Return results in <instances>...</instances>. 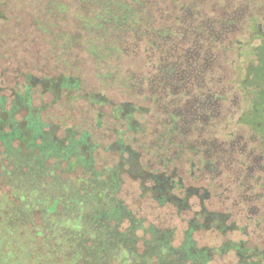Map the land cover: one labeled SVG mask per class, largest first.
I'll return each mask as SVG.
<instances>
[{
    "label": "trees",
    "instance_id": "obj_1",
    "mask_svg": "<svg viewBox=\"0 0 264 264\" xmlns=\"http://www.w3.org/2000/svg\"><path fill=\"white\" fill-rule=\"evenodd\" d=\"M5 4L0 0V21ZM222 4L31 0L25 18L40 35L34 32L30 42L42 44L43 36L52 57L53 44H61V62L56 58L35 67L18 57L11 82L0 79V206L21 208L19 201L25 199L35 210L44 202L55 206L46 196L38 197L51 196L58 187L43 192L30 184L44 185V164L52 159V168L57 164L72 173L69 179L79 191L71 194L82 195L90 205L83 217L86 225L74 224L75 231L84 226L98 232L81 238L92 247L83 250L85 260L210 264L215 256L232 253L237 264H257L264 248L250 243L246 227L226 203L237 198L235 186L243 189L247 205L250 186L264 191V31L258 30L255 15L223 16ZM237 25V59L224 65L218 43ZM74 49L78 61L69 60ZM224 71L231 81L223 82ZM35 86L43 91L33 97ZM44 94L49 102L41 99ZM37 99L41 104L34 107ZM74 99L91 109L96 127L106 114L112 120L104 151L87 132L65 128L59 137L53 120L43 118L45 107H67ZM243 129L257 141L260 171L238 143ZM99 150L110 153L106 161L97 156ZM126 182L135 185L137 200L149 202V213L121 196ZM35 232L29 258L34 250H43L47 255L34 259L50 264L47 248H63L52 239L41 244L39 238H44ZM207 232L221 242L202 243L198 235ZM233 233L244 238H226ZM77 261L74 257L67 264Z\"/></svg>",
    "mask_w": 264,
    "mask_h": 264
},
{
    "label": "rangeland",
    "instance_id": "obj_2",
    "mask_svg": "<svg viewBox=\"0 0 264 264\" xmlns=\"http://www.w3.org/2000/svg\"><path fill=\"white\" fill-rule=\"evenodd\" d=\"M6 4L5 8V19L0 21V79L4 81L11 82L13 77V68L16 67V60L18 57H22L28 65L47 66L52 64L53 60L56 58L61 62L59 57L61 51V44H53L54 56L47 51L50 44H43L44 37H40L42 44H32L31 38L34 37L33 33L40 35L36 30H33L30 25V18H25L27 13L30 14L28 7L31 0H3ZM225 15H236L240 18H245L246 16L255 15L257 18L258 30L264 31V0H223L222 8L220 9V14ZM245 24V23H243ZM240 26H235L234 30L226 31L227 34H223L220 43L223 46L224 51L221 53V61L224 65L227 62H231L237 59L236 51L233 49V43L238 36V29ZM235 31V32H234ZM243 38V37H242ZM241 38V39H242ZM258 42L254 41L252 45H257ZM75 46V45H74ZM60 48V51H59ZM21 50V51H20ZM74 53L70 56L71 61L79 60L78 54H76V49L73 50ZM53 59V60H52ZM264 62V56L262 57ZM43 65V66H42ZM264 67H262L263 69ZM224 71V76H221L223 82L231 81V76ZM42 88L40 86L32 87L31 95L33 97L41 93ZM41 99L45 102L50 101L49 94H44ZM40 100V99H39ZM33 102L34 107L39 106L41 103L39 101ZM43 118L53 120L55 123L54 127L56 133L59 137L64 134L65 128H72L75 134L80 132H87L90 135V139L93 144H97L101 150L106 147L107 142L111 138V129L113 127L112 120L109 115H105L102 119L99 127H96L92 120V112L89 107H83L79 100L74 99L67 107H62L56 105L49 108L48 106L44 108ZM203 132V131H202ZM194 134V131L189 129L188 137ZM242 138L238 139L240 146H245L247 152L253 160H256L258 156L256 151L258 150V144L256 143L255 137L249 134L246 130H241L239 133ZM251 136V137H250ZM247 138V139H246ZM246 139V140H245ZM99 150L97 156L100 160L106 161L110 153L108 151L102 152ZM104 151V150H103ZM96 154V153H95ZM251 161V160H250ZM52 159H48L44 164V185L39 182H32L34 187L38 185V188L46 192L49 189L54 191L55 187H58L55 194L48 196L44 193H40L39 199L46 196L50 199V202H56L55 206L51 207L50 204L44 202L40 205V208L36 207L37 210L32 209L29 206L26 199L22 202V207L18 208L13 206L10 209L8 206H0V264H39V259H34L36 255L38 258L46 256L43 250H34V257L31 256L32 250L35 248L36 237L32 241V232L35 229L38 231L44 239H40L41 244H46L49 242L47 240L52 239L54 242L59 241L63 251H60L58 246H52L53 250L48 247L49 254L52 256L50 264H67L69 260L77 257V262L73 264H107L105 262L97 263L91 262L89 258L85 260L83 257V250L88 248L92 250L91 243L82 242L86 234L97 237V231H86V227L83 226L84 230L77 229L74 230L75 222L79 225H86L83 217L85 216V210L90 207L84 199L83 196L78 194L79 197H74L71 194L73 191H79L76 189L75 183L69 179L72 173H65L63 166H57V169L51 167L53 164ZM259 163V160L255 161ZM51 169L57 174L50 173ZM254 174L259 173L254 170ZM64 182V185L62 181ZM50 181H53L50 183ZM55 182V183H54ZM38 183V184H37ZM54 183V184H53ZM253 185H256L254 183ZM90 188V185L87 186ZM74 188V189H72ZM252 192V198L250 205L246 204L241 198L243 194V189L235 186V190L238 194L233 198L230 203H226V206H232L235 213L236 219L241 224V226L246 227V231L249 234L250 243L255 245L258 249L264 248V191L258 187L250 186ZM121 196L126 200L127 204L134 209L139 207L143 212L149 213L150 210L149 202L144 200L139 201L136 199L135 185L130 182H126L122 187ZM79 193V192H77ZM251 195V194H250ZM76 201V202H75ZM82 201V202H81ZM10 206V205H9ZM19 211H18V210ZM38 211V212H36ZM232 240H237L239 237L244 238L238 233H233L227 235ZM202 243L207 245H218L222 239L217 237L213 232L201 233L198 235ZM32 259V260H30ZM48 260V258H45ZM111 261V258L109 259ZM254 261L258 262L255 258ZM253 262V261H252ZM47 264V263H41ZM72 264V263H71ZM210 264H237V260L234 254L228 253L225 256L217 257L215 256ZM256 264V263H254ZM264 264V257L257 263Z\"/></svg>",
    "mask_w": 264,
    "mask_h": 264
},
{
    "label": "flooded vegetation",
    "instance_id": "obj_3",
    "mask_svg": "<svg viewBox=\"0 0 264 264\" xmlns=\"http://www.w3.org/2000/svg\"><path fill=\"white\" fill-rule=\"evenodd\" d=\"M261 158H262L261 156H258V158H257L256 160H257V161H258V160H261ZM256 166H257L258 169H259V166H260L259 163H256ZM261 169H262V168H260L259 171H260ZM259 171H258V172H259Z\"/></svg>",
    "mask_w": 264,
    "mask_h": 264
}]
</instances>
